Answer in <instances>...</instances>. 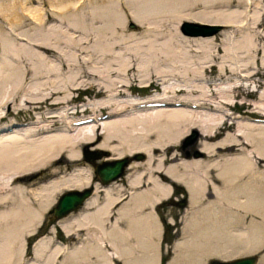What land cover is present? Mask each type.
<instances>
[{
	"label": "bare ground",
	"instance_id": "obj_1",
	"mask_svg": "<svg viewBox=\"0 0 264 264\" xmlns=\"http://www.w3.org/2000/svg\"><path fill=\"white\" fill-rule=\"evenodd\" d=\"M26 1L0 0V12L13 25L22 20L20 9L42 24V9L24 8ZM121 1L49 0L69 27L99 24L92 59H101L104 65L77 58L79 73L68 80H57L74 67L61 49H42L41 56L14 46L0 32V110L8 107L0 113V264H29L27 237L40 227L63 191L84 189L92 182L91 169L81 167V149L87 144L109 153L102 164L134 153L146 159L143 164L128 165L126 175H121L126 184L122 178L96 184L94 197L80 213L58 220L57 226L76 238L75 248L46 237L36 243L37 260L50 252L47 264H54L62 253V264H113V258L122 264H158L163 226L154 209L174 194L178 184L186 191L189 206L181 220L183 236L173 246L177 256H172L170 264L179 260L204 264L210 257L232 259L264 243V79L260 85L250 81L259 72L258 60L264 69V48L256 41L264 40V33L257 32L264 26V12L251 17L248 11L219 16L185 11L198 4L226 6L232 0ZM260 2L264 6V0L254 3ZM184 21L236 27L243 36L231 42V34L220 30V43L214 42V35L187 37L179 28ZM128 22L141 27L143 43L127 47V38L132 37L122 35ZM43 41L37 43L46 47ZM73 41L84 54V42ZM46 55L59 58V66ZM10 57L34 63L21 68ZM210 68L216 70L217 81H207ZM177 76H190L192 85L170 84L169 79ZM84 79L90 82H80ZM33 81L37 84L31 85ZM137 81L158 87L157 93L146 101L128 95ZM196 81L205 82L206 88ZM220 83L229 88H220ZM87 87L99 101L80 109L68 107L73 92ZM239 89L256 93V99L248 103L253 116L230 113ZM39 107L45 112L30 120H7L11 111L32 113ZM193 130H198L200 139L198 150L190 153L197 138L186 147L182 140ZM98 193L103 194L100 202ZM82 233L85 237L80 239Z\"/></svg>",
	"mask_w": 264,
	"mask_h": 264
},
{
	"label": "rangeland",
	"instance_id": "obj_2",
	"mask_svg": "<svg viewBox=\"0 0 264 264\" xmlns=\"http://www.w3.org/2000/svg\"><path fill=\"white\" fill-rule=\"evenodd\" d=\"M121 2H124V0H122ZM255 0H253L250 3V0H245V3H241L238 2L236 0H232L231 2H229V4H226V6L224 4H221L219 2H215L214 4H207L206 6L203 4H198L197 6L191 7L186 9V12L192 11V12H206V13H212V16H216L218 14L221 15L220 13H227L226 11H239V13H246V11H248V15L249 16H253L254 14L256 16H258L260 13H263L264 10H261L263 4L262 2H260V4L256 5ZM250 5V6H247ZM24 8H28V7H32V8H36V7H40V9H42V16L44 17V22L41 23H37L35 20H33L27 13H24L21 9L19 10V14L22 16V20L21 22L16 23L15 25H13L12 23H10L9 19H6V17H4L1 13L0 14V32L3 34V36L5 35L7 38H10L9 40H11L12 44L14 46H18V47H26L27 49H32L33 51H35L34 53H37L41 56L43 51L42 49H61V53L64 55L63 58H65V60L70 64L73 65V68H70L68 70H65V72L62 74V76H60V79L57 80L61 81L62 79L64 80H68L69 78H74L75 76H77V74L79 73L78 70V65H79V61L77 58L82 59V61L84 60V62H90L93 63L96 66H103L104 62L103 60H95L92 59V55L95 54V49H97V43H98V39H99V35L97 34V30L99 27V24H95V23H91L89 26V28H72L69 27V23L67 22V20H60V18L58 17V13L56 10H54L49 2V0H27L26 1V5L23 6ZM89 8V7H88ZM86 9V12L89 11V9ZM208 11V12H207ZM251 11V12H250ZM258 14V15H257ZM217 16V17H218ZM88 18L90 16H87ZM252 21V20H251ZM131 22H128L126 24V30L124 31V34L122 35V37L127 38L128 37H132V39L127 38L128 40L127 42V47H131V46H135L136 43H143V36H141V27H132V24H130ZM159 23V22H158ZM157 23V25H158ZM157 25H153V27H157ZM181 26V25H180ZM179 26V28H180ZM263 27V28H262ZM260 28L257 29V32L259 31V33L263 34L264 33V26H262ZM121 28V27H119ZM232 28V29H231ZM225 31L227 32V36L229 34H231L229 36L231 42L233 41V39L235 38H242L243 33H240L236 27H229L227 26L226 28L223 27L221 29V31ZM221 31L217 32L216 34H214L215 38H214V42L215 43H220V39L221 36L218 35V33H220ZM238 31V32H237ZM245 31V30H242ZM76 32V33H75ZM181 32V31H180ZM53 33H59L60 36L55 37V35ZM235 33V35H233ZM73 34V36L71 35ZM183 34V33H182ZM185 36V35H184ZM188 37V36H187ZM1 38V36H0ZM228 38V41L230 43V40ZM45 40L43 42H46L47 45L46 47L41 46L40 44L38 45L37 41L38 40ZM73 40H77L80 42H84V46L85 48L83 49V51H85L84 54L80 55V52L82 51V49H78L76 48V44L74 43ZM76 41V42H77ZM258 43V45L262 48H264V40H256ZM42 42V41H39ZM161 43V41H159ZM37 43V44H36ZM49 45V47H47ZM175 47H179L178 44H174ZM1 49V46H0ZM118 53H122L124 54L122 51H118ZM117 55V53H116ZM47 56V55H46ZM128 56V55H127ZM49 59L48 61H52L54 62V64H56L57 66H59V58H56L54 56H47ZM73 57L75 58L76 61H68L69 59L73 60ZM0 61H2V57H1V53H0ZM10 61L18 66L20 65L21 68H24L25 66H29L32 63H34L33 60H26L25 58L23 60H20L18 58H14L10 57ZM132 61V59L128 56L127 57V63H130ZM228 61V60H227ZM112 62L114 63L115 61L112 60ZM106 63V62H105ZM258 74L254 75L253 78L250 79V81L257 80V81H262L264 79V69L261 66V60H258ZM78 66V67H77ZM210 71L208 72V76L207 81H210L211 79L213 81L216 80V70L214 68H210ZM215 72V73H214ZM210 74V75H209ZM187 76H177V78H171L169 79V83L172 85H192L189 84V79L192 80L190 78V76H188L189 78H184ZM184 78V79H183ZM233 77L229 78L228 80L231 81ZM188 81H187V80ZM56 80V79H55ZM221 80H227L226 78H222ZM83 81H87L90 82V80L84 79L81 80L80 82ZM217 81V80H216ZM256 82L257 84H261L262 82ZM198 81H196L195 83H197ZM202 82V83H201ZM198 82V85L201 86L202 88H206L205 86V82L203 83V81ZM31 85H35L37 84L36 81L31 82ZM192 83V82H191ZM208 83V82H207ZM227 83V82H226ZM226 83H220L218 84V86H220V88L222 89H228L229 88V84ZM226 84V85H224ZM88 86V85H87ZM145 85L144 84H140L138 81L134 82L132 85L131 89H128V95L132 96V97H136V99L138 101H146L149 98H151L153 96V94L157 93L158 91V87H151L149 89H144ZM160 88V87H159ZM255 86L254 84L250 86V89H254ZM208 90V88H207ZM73 101L71 103H68V107L72 108L73 106H75L76 108L80 109L82 105L87 104V103H94L96 101H99V99H95V95L93 93V90L87 87V90H75L73 92ZM236 96H234V102L232 104V106H230V113L234 114L235 116L241 115V116H247L250 112L252 113L253 108L248 106V103L252 102L253 100L256 99V93L253 94V92H250V94H245L243 92L242 89H239L236 93ZM238 97V98H237ZM147 98V99H146ZM143 99V100H142ZM83 101V102H82ZM77 102H79L77 104ZM82 102V103H80ZM77 104V106H76ZM82 104V105H81ZM40 108V109H39ZM38 109H34L32 111V113H24V112H20L15 114V112L11 111L10 115H8V119L7 120H16L18 122H22L24 120H30V118L33 115H36L37 113H44L45 110L42 107H39ZM10 109V108H9ZM8 111V107L6 106L4 108V111L0 110V113H6ZM81 112H79L77 115H79ZM254 115V113H252V116ZM14 116V118H13ZM3 123H0V125H2ZM194 131V130H193ZM193 131H189L188 132V136L192 134ZM195 133H197L196 137H192L189 140H186V136H184L183 140H182V144H180L179 150L181 152V149L183 150L184 148L182 147H186V146H190L191 143H194L195 139L197 138V142L195 143V145L193 147L190 148V153H193V151H197L198 150V141L200 139V134L198 133V130H195ZM186 140V141H185ZM182 145V147H181ZM81 154L82 157L84 158V160L81 162V167L84 169H91L92 171V184L95 186L96 184H100L98 177L94 174L93 172V168L95 164H102L103 163V159L107 158V155H109L108 152H106V150H102V149H97V145L95 144H87L86 146H84L81 149ZM85 154H87V156L93 157V162H90L89 160L86 159ZM137 154L139 153H134L132 155H129V163L124 167V175H126L128 169V165H130L133 161L136 162H140V163H144L145 162V158L143 159H137ZM134 155H136L135 157H133ZM203 157H205V154H203ZM113 161V160H112ZM106 162H110V161H106ZM70 172V171H68ZM123 175V176H124ZM123 176L119 177L122 178ZM117 178L115 181H120V179ZM95 179V180H94ZM123 180H121V183L126 184V180L124 178H122ZM111 183V182H110ZM118 183V182H117ZM179 185V186H178ZM177 186H175L174 188V194H172L171 196H169L166 199H163L159 204H157L155 206L154 211H156L158 219L161 222L162 230L160 233V239H159V245H158V252H159V256L157 257V263L158 264H170V261L172 259L173 255L177 256V252L175 254L174 252V244L176 243L177 239H179L181 236H183V231L181 230V220L183 219V215H185L186 210L188 209L187 206H189V202H188V195L186 193V191L184 190V188H182V186H180V184H178ZM65 192V191H63ZM62 192V193H63ZM99 198L98 201H102L103 199V194L102 193H98ZM60 194L57 196L59 197ZM127 198L124 199L127 200ZM57 201V200H56ZM56 204V203H55ZM86 204V203H85ZM85 207V205H84ZM53 208V207H52ZM52 208H50L47 213L44 215L43 221L40 225V227L38 229H36L34 234H31L30 236L27 237V241L25 243V249H26V263L28 262L29 264H47V260L50 259L51 257H49L51 254L50 252L46 253L44 255V257L41 260H37L36 256L34 255L35 253V246L36 243L39 242L41 239L43 238H53L54 242H61L64 243L65 245H68V247L70 248H75L77 245L76 244V238L75 237H69L67 236L63 230H61L58 226H57V222L58 220H62L65 218H69L70 215H76L78 213L81 212L82 207L80 206L78 209H76L74 212L70 213L69 215H67L64 218L61 219H56L53 217V215L49 212ZM116 211L115 208L113 209V212ZM112 212V213H113ZM172 215V216H171ZM115 216V214H113V217ZM172 217V218H171ZM179 223V224H177ZM81 235V233H80ZM83 236V233H82ZM80 239L84 238L85 236H83ZM32 238V239H31ZM175 242V243H174ZM164 244V245H163ZM104 247L107 249V245H104ZM258 249V250H257ZM260 249V250H259ZM257 251V252H256ZM64 253L60 254L58 258H56V261L54 264H62L63 262H65V257L63 255ZM248 254H256L258 261L257 264H264V243H261L256 249L253 250V252H248V253H244L243 255H238L239 257L241 256H245ZM110 258H112V255H109ZM236 256V257H238ZM47 257V258H46ZM236 257H232V258H236ZM213 258H218V257H210L207 258L204 264H209L210 260ZM227 259H231V258H227ZM37 260V261H36ZM114 263L113 264H122L120 261H118L117 259L113 258L112 260ZM189 260H179L177 264H187ZM263 261V262H262ZM89 262V261H87ZM184 262V263H183ZM85 262L83 261L82 264H84Z\"/></svg>",
	"mask_w": 264,
	"mask_h": 264
},
{
	"label": "water",
	"instance_id": "obj_3",
	"mask_svg": "<svg viewBox=\"0 0 264 264\" xmlns=\"http://www.w3.org/2000/svg\"><path fill=\"white\" fill-rule=\"evenodd\" d=\"M132 27L135 28L134 24ZM223 28L222 25L217 24H201L184 21L180 30L187 36H210L219 32ZM195 130L191 135L187 136L186 140L196 137ZM185 140V141H186ZM86 159L93 162V157ZM137 159L145 158L144 154H137ZM129 163V158L114 160L104 164L94 165L93 172L98 177L100 184L107 185L108 183L121 177L124 172V167ZM94 185L86 186L84 189L68 190L64 192L56 201L55 206L49 211L54 218L61 219L78 209L85 204L94 194ZM258 258L256 254H249L232 259L213 258L209 264H257Z\"/></svg>",
	"mask_w": 264,
	"mask_h": 264
}]
</instances>
